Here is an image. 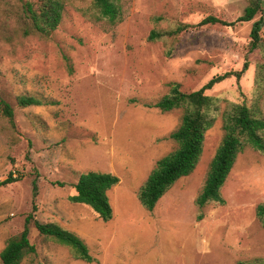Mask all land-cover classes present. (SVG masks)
Returning a JSON list of instances; mask_svg holds the SVG:
<instances>
[{"label": "rangeland", "instance_id": "obj_1", "mask_svg": "<svg viewBox=\"0 0 264 264\" xmlns=\"http://www.w3.org/2000/svg\"><path fill=\"white\" fill-rule=\"evenodd\" d=\"M25 1L40 0H0V98L15 111V125L0 117V182L11 173L18 179L0 186V253L33 214L29 236L37 252L22 264H236L264 258V227L256 216L264 202V154L246 149L238 155L222 187L226 204L195 205L223 137L227 103L259 98L264 113V46L249 49L253 24L264 12L233 25H199L210 15L236 21L251 0H119L126 16L112 24L93 0H63L59 27L43 36L24 33L30 26ZM180 23L190 27L149 40L151 31ZM261 35L264 40V20ZM246 63L240 79L233 75L206 91L220 99L221 110L195 171L146 210L138 190L176 147L168 136L183 115V109L161 112L146 103L169 93L172 82L195 91ZM20 95L43 104L22 107ZM90 170L120 178L108 193L114 209L108 222L70 200L79 176ZM35 220L75 232L97 261L77 258L73 248L41 234Z\"/></svg>", "mask_w": 264, "mask_h": 264}, {"label": "trees", "instance_id": "obj_2", "mask_svg": "<svg viewBox=\"0 0 264 264\" xmlns=\"http://www.w3.org/2000/svg\"><path fill=\"white\" fill-rule=\"evenodd\" d=\"M101 16L112 24H118L125 18L123 6L119 0H93ZM24 14L30 20V26L24 30L26 35L37 33L50 36L60 25L64 11L63 0H40L39 3L24 2ZM264 12V0H251L242 15L236 21H226L210 15L204 18L199 25L220 23L233 25L236 22H247L257 14ZM264 18L255 21L251 31L249 49L254 51L264 46L261 35ZM190 25L180 23L170 30L151 31L149 40L156 41L164 37L177 36ZM248 68L244 65L242 71L226 72L211 78L202 88L187 92L181 89L177 82L170 83L169 93L162 96L155 103H146V106L157 108L161 112H170L183 109L180 125L173 130L168 138L176 143V147L161 157L150 172L146 181L139 188L137 196L140 204L148 211H153L159 200L181 178L191 175L197 168L203 152L206 133L211 129L220 113V99L206 93L216 84L236 75L240 79ZM258 88L262 87V79L256 81ZM259 90V89H258ZM17 102L22 107L42 105V101L31 95H20ZM0 117H4L15 125V111L13 106L0 98ZM223 137L211 159L201 188L195 197V205L200 210L208 204H226L222 194L224 186L237 157L246 149H253L264 154V113L259 98L251 104L246 102H228L221 112ZM11 173L0 182L1 185L17 181ZM120 182L119 176L111 172L90 170L82 173L75 184L76 193L70 196L74 203L86 204L98 216L108 222L113 219L114 209L110 202L109 191ZM256 216L264 227V202L256 206ZM204 218L203 213L197 215V220ZM34 215L27 217L23 231L10 237L0 253V264H22L26 256L37 252L36 246L30 240L29 223ZM39 232L51 237L61 244L70 246L76 257L86 262H96L97 259L90 253L85 240L75 232L62 227L57 223H42L35 220ZM236 264H264V258L242 260Z\"/></svg>", "mask_w": 264, "mask_h": 264}]
</instances>
